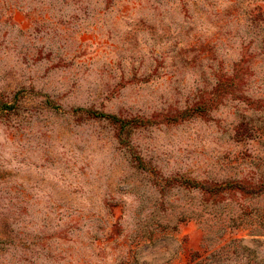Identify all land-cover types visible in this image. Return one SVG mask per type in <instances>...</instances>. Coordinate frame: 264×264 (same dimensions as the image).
I'll list each match as a JSON object with an SVG mask.
<instances>
[{
    "label": "rangeland",
    "instance_id": "rangeland-1",
    "mask_svg": "<svg viewBox=\"0 0 264 264\" xmlns=\"http://www.w3.org/2000/svg\"><path fill=\"white\" fill-rule=\"evenodd\" d=\"M0 264H264V0H0Z\"/></svg>",
    "mask_w": 264,
    "mask_h": 264
},
{
    "label": "trees",
    "instance_id": "trees-1",
    "mask_svg": "<svg viewBox=\"0 0 264 264\" xmlns=\"http://www.w3.org/2000/svg\"><path fill=\"white\" fill-rule=\"evenodd\" d=\"M98 118H105V119H108L110 121H112L113 123L117 124L119 122H121L118 118L116 117H112V116H107L105 114H98L96 115Z\"/></svg>",
    "mask_w": 264,
    "mask_h": 264
}]
</instances>
